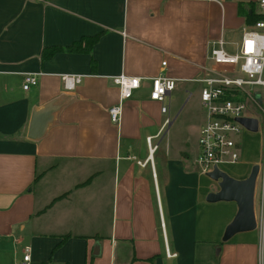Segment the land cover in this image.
<instances>
[{
	"label": "crops",
	"instance_id": "obj_1",
	"mask_svg": "<svg viewBox=\"0 0 264 264\" xmlns=\"http://www.w3.org/2000/svg\"><path fill=\"white\" fill-rule=\"evenodd\" d=\"M239 1L258 13L255 0H0V264L24 247L28 264H256L258 233L221 240L234 212L205 201L197 149L175 134L177 105L199 103L194 79L217 39L239 45ZM94 34L87 52L41 58L43 47ZM26 72L37 83L23 89ZM120 73L141 79L116 124L107 108ZM62 74L81 80L64 89ZM158 74L175 79L165 114L148 97ZM47 103L57 108L29 139L30 113Z\"/></svg>",
	"mask_w": 264,
	"mask_h": 264
},
{
	"label": "built area",
	"instance_id": "obj_2",
	"mask_svg": "<svg viewBox=\"0 0 264 264\" xmlns=\"http://www.w3.org/2000/svg\"><path fill=\"white\" fill-rule=\"evenodd\" d=\"M260 18L242 27L241 38L236 50L230 52L223 48L224 40L219 37L217 46L211 50L210 66L205 67L206 74L194 80L200 83L199 103L203 120L197 133V152L195 165L201 173H207L219 164L235 163L239 159L242 129L248 130L237 118H255L261 137V154L258 165L255 188L257 200L254 207L255 228L258 231L256 264H264V0H255ZM165 61H161L164 65ZM36 72H26L22 78V88L37 83ZM62 87L72 89L80 82L79 74H62ZM139 76L118 74L111 77L117 86L118 99L107 108L109 120L118 123L121 114V102L131 95L132 90L140 86ZM149 99L160 102V112L165 114L168 105L163 101L175 87V79L158 74L149 78ZM258 95V98H256ZM260 117V119L257 117ZM169 122L166 116L161 128ZM254 132V131H250ZM153 136L144 138L148 157L155 150ZM139 162V161H138ZM140 163V162H139ZM141 164H143L141 162ZM167 257L174 256L165 246ZM29 263V247H24L20 261L15 264Z\"/></svg>",
	"mask_w": 264,
	"mask_h": 264
},
{
	"label": "water",
	"instance_id": "obj_3",
	"mask_svg": "<svg viewBox=\"0 0 264 264\" xmlns=\"http://www.w3.org/2000/svg\"><path fill=\"white\" fill-rule=\"evenodd\" d=\"M258 98V95H256ZM57 107L51 103L30 113L26 136L36 139L41 136L46 124L51 119L52 112ZM248 130L255 131L256 119L249 117L237 118ZM257 163L251 165L248 174L243 178H234L221 169L214 167L205 173L216 182L217 189L205 194V201H233L236 210L231 220L225 225L221 240L225 241L237 232L250 231L255 228L254 221V188L257 174Z\"/></svg>",
	"mask_w": 264,
	"mask_h": 264
},
{
	"label": "rangeland",
	"instance_id": "obj_4",
	"mask_svg": "<svg viewBox=\"0 0 264 264\" xmlns=\"http://www.w3.org/2000/svg\"><path fill=\"white\" fill-rule=\"evenodd\" d=\"M198 93H199V89L197 90V94ZM180 108H182L181 109L182 112L180 111ZM177 111L179 112V117L177 120L179 129L175 132V134L178 135L179 137L181 136L180 138H182V140H184V142L188 146L190 154L193 155V152H195V150L197 149L196 139H197L198 128L202 118V109L200 104L198 103L197 96L196 95L191 96L188 100L186 99L185 96L183 98V101H181L179 105H177L175 112ZM258 116L259 115L257 113V117ZM258 118L260 119V117ZM239 140H240V149H239L238 161L231 164L230 163L219 164V167L222 171L226 172L228 175L234 178L245 177L248 174L251 165L259 161L261 154V146H260L261 137L258 131L250 132L245 129H242L239 135ZM195 170L201 176L203 185L207 190L206 193L209 191H215V189H217V185L214 180H212L206 174L201 173L197 168H195ZM256 200H257V185L254 191V207L256 206ZM214 203H217L215 205H218L217 207H219L220 208L219 210L221 211L225 209H229L230 211L233 210V212L235 213L236 205L232 201L221 200V201H216ZM248 233L257 234L258 231L256 228H254L253 230L248 231Z\"/></svg>",
	"mask_w": 264,
	"mask_h": 264
},
{
	"label": "trees",
	"instance_id": "obj_5",
	"mask_svg": "<svg viewBox=\"0 0 264 264\" xmlns=\"http://www.w3.org/2000/svg\"><path fill=\"white\" fill-rule=\"evenodd\" d=\"M237 11L238 13H243L245 15L247 24L261 17L259 13H255L252 10L251 6L249 10L246 8L244 9V5L241 1H239L237 4ZM97 37L98 34L87 35L80 37L66 46L53 45L43 47L41 50V58H49L56 52H87L89 51L92 44L96 41Z\"/></svg>",
	"mask_w": 264,
	"mask_h": 264
}]
</instances>
